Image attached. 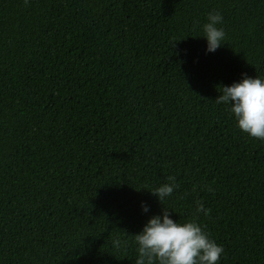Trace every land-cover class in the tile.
I'll use <instances>...</instances> for the list:
<instances>
[{
    "label": "trees",
    "instance_id": "1",
    "mask_svg": "<svg viewBox=\"0 0 264 264\" xmlns=\"http://www.w3.org/2000/svg\"><path fill=\"white\" fill-rule=\"evenodd\" d=\"M245 75L264 78V0H0V264H135L163 207L218 264H264V141L215 102Z\"/></svg>",
    "mask_w": 264,
    "mask_h": 264
},
{
    "label": "clouds",
    "instance_id": "2",
    "mask_svg": "<svg viewBox=\"0 0 264 264\" xmlns=\"http://www.w3.org/2000/svg\"><path fill=\"white\" fill-rule=\"evenodd\" d=\"M222 20L219 12H210L207 22L201 26V37L206 41L205 51L208 53L215 52L224 44L226 33L218 27ZM215 102L228 106L241 132L264 141V78L245 75L239 82L221 86ZM176 188L178 185L169 178V182L150 193L164 206L163 202L173 195ZM141 211H149L144 202H141ZM196 212L207 216L210 210L197 203ZM134 240L135 264H218L224 251L195 218L183 223L174 221L165 207L161 214L152 215L147 220L141 231L134 235ZM113 244L117 248L122 246L119 239Z\"/></svg>",
    "mask_w": 264,
    "mask_h": 264
}]
</instances>
